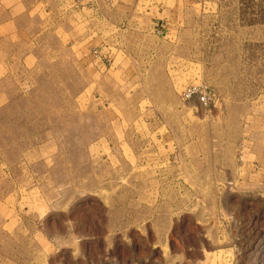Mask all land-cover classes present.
<instances>
[{"label":"rangeland","instance_id":"obj_1","mask_svg":"<svg viewBox=\"0 0 264 264\" xmlns=\"http://www.w3.org/2000/svg\"><path fill=\"white\" fill-rule=\"evenodd\" d=\"M8 3L0 264H264V0Z\"/></svg>","mask_w":264,"mask_h":264},{"label":"crops","instance_id":"obj_2","mask_svg":"<svg viewBox=\"0 0 264 264\" xmlns=\"http://www.w3.org/2000/svg\"><path fill=\"white\" fill-rule=\"evenodd\" d=\"M9 0H0V31L8 27L10 24H14L15 17L19 15V12H14V3H8ZM18 8L19 2L23 0H12ZM17 10V9H16Z\"/></svg>","mask_w":264,"mask_h":264}]
</instances>
